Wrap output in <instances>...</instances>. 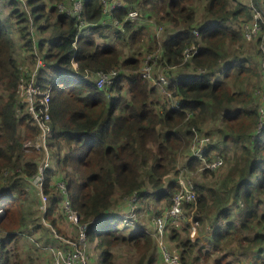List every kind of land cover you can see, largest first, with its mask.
I'll return each instance as SVG.
<instances>
[{
  "label": "trees",
  "instance_id": "1",
  "mask_svg": "<svg viewBox=\"0 0 264 264\" xmlns=\"http://www.w3.org/2000/svg\"><path fill=\"white\" fill-rule=\"evenodd\" d=\"M104 1L107 7L120 3L104 16L103 0H81L83 29L100 27L102 18L117 21L112 31L115 40L139 44L136 54L124 56L115 46H100L82 30L78 32L75 15L58 12L57 7L61 3L71 9L72 0H25L31 22L24 1L0 0L4 6L0 8V205L4 211L0 264H35L28 247L22 248L26 256L8 248L11 243L18 248L16 239L35 236V241L57 242L41 222L39 196L29 184L41 153L22 152L23 139L17 130L23 125L33 134L38 132L15 94L18 63L29 75L38 59L36 83L41 89L50 86L51 145L56 148V160L44 174L43 184L48 196L43 218L51 227L56 225L50 217L56 205L61 210L64 206L57 188L62 181L80 224H90L87 241L96 240L101 264H117L116 246L132 252L134 264H158V246L151 237L143 231L122 232L116 214L102 216L112 209L116 192L125 196L137 192L145 202L153 197L152 207L163 201L161 214L171 204L175 179L168 178L166 190L160 192L156 185L161 179L150 178L177 174L175 156L183 152L185 175L196 173L192 178L196 216L204 229L199 231L208 233L209 240L207 245L191 243L184 222L180 229L167 227V240L173 242L182 264H242L248 256L256 257L252 264H264V129H257L261 104L257 90H264V82L243 35V25L253 19V8L246 0ZM144 3L154 7L147 18L152 28L167 31L158 48L152 42L154 34L143 42L145 25L134 21L139 16L145 19L143 12L137 11L132 19L127 16ZM13 39L23 55H14L18 44ZM190 46L197 52L184 59L183 52ZM152 51L159 53L155 70H165L172 79L178 76L170 98L178 102L176 109L173 100L155 96V88L140 75L141 57ZM99 70L117 72L108 90L94 85ZM76 72L79 78L69 76ZM192 126L196 135L210 137L206 157L213 158L214 151L221 156L222 165L216 170L197 171L201 163L191 158L189 150ZM227 146L230 150L222 151ZM141 168L149 169V176ZM213 178L216 182L210 184Z\"/></svg>",
  "mask_w": 264,
  "mask_h": 264
},
{
  "label": "built area",
  "instance_id": "2",
  "mask_svg": "<svg viewBox=\"0 0 264 264\" xmlns=\"http://www.w3.org/2000/svg\"><path fill=\"white\" fill-rule=\"evenodd\" d=\"M105 4L102 12L104 16H108L110 13V8L115 5H110L107 7ZM58 12H65L67 15H75L76 22L78 23V32H81L85 27L84 21L81 17L82 3L81 0H72L71 9H65L63 4H58ZM253 8V19L249 24L243 25V35L245 40L255 37L260 29V20L261 14L252 4ZM137 15V12L131 11L127 13L129 18H133ZM115 25H118L117 21H114ZM160 27L157 28V30ZM197 52V48L194 46L188 47L186 51L183 52L184 59H187L189 56ZM158 51H152L147 53L141 60L139 71L141 77L146 80L150 86H153L155 89H158L160 95L166 99L172 97L171 87L173 88V82L170 77H167L165 70H157L158 72H152L151 68L155 71V60L158 58ZM41 65L40 60L36 62V67L31 71L29 75L23 73V69H18L17 79L15 90L21 96L22 101L25 103L27 112L29 113L31 120L34 123L38 131L36 138L32 139V143H27L25 148H33L44 152V157L41 163L38 166V171L33 175L31 182L38 189L40 196V209L45 211V206L47 202V196L42 192V186L44 183V171L49 168V159L46 149V139L50 133V89H41L40 86L36 84V75L37 68ZM74 68L77 67L75 62H72ZM172 68V67H170ZM117 72L111 70L109 72L105 71H96L94 74V84L97 89H106L113 84L114 78ZM73 76V75H72ZM261 78L264 82V58L262 60V71ZM259 90L257 94L259 95ZM260 97V95H259ZM174 103L178 104L173 98ZM261 106L259 107L258 113H260L257 129L258 132L264 129V94L261 97ZM191 130L194 132L190 139L189 150L191 151L190 155L192 158L197 159L202 164V169H207L209 171H214L222 165V158L219 154L215 153L213 158L208 159L207 154V145L210 141V137L201 134L196 135V130L194 126L191 127ZM186 171L183 168H180L177 176L174 177L176 183V191L172 195L170 201V206L163 210L160 215L156 216L152 220V229L143 231L147 234H152L155 237L165 233L167 225L169 226H178V224L183 220L189 228V241L192 243L199 242L202 245H207L208 242V233L206 235L199 231V221L196 216V201L197 193L195 190V185L193 182V177L190 174L185 175ZM153 180H159L157 188L163 190L165 188L164 178H155ZM154 183V182H153ZM59 188L64 193V211L66 213L68 222L73 224L77 228L76 236L74 239H69L66 237H58V241L61 246L56 248H51L53 253V258L51 264H88V255H87V229L90 224L88 223H79V217L75 211H73L69 205L68 200L66 199V194L62 182L58 183ZM139 198L138 193L135 192L131 196H127V213L122 217L123 225L126 227L137 228L136 224V214L138 209L137 199ZM137 204V206H136ZM189 205V206H188ZM3 214V208L0 206V217ZM92 222V221H91ZM162 257L165 262L168 264H182V259L179 253L170 254L167 247L161 242H158ZM158 246V245H157ZM0 248H1V239H0ZM50 250V248L45 247V250Z\"/></svg>",
  "mask_w": 264,
  "mask_h": 264
},
{
  "label": "rangeland",
  "instance_id": "3",
  "mask_svg": "<svg viewBox=\"0 0 264 264\" xmlns=\"http://www.w3.org/2000/svg\"><path fill=\"white\" fill-rule=\"evenodd\" d=\"M23 1H25V0H23ZM197 1L201 2V0H197ZM246 1H247V3H249L250 7H251V4H253L252 2L255 1V3L257 4V9L260 11V14L262 16L261 20H260V24L261 25H260L259 32L254 37L256 39L259 38L258 43L254 44L255 43L254 40H256L254 38H250V39L245 40L246 46L251 50L252 54H254L253 57H255V60H257L259 62L258 63V65H259L258 66V70L261 72L262 71V60L264 58V0H246ZM152 6L153 5H151L150 3H144V4H142L141 7H138V9H137L138 12H139V10L141 11V13L143 12L144 18H145V20H149V24H152V21L150 19H147L148 16H149L148 14H153L154 7H152ZM3 7H4L3 3L0 2V8H3ZM147 8H149V9H147ZM154 18H155V15H154ZM12 24H14L13 21H12ZM145 28L147 29V26H145ZM164 30H165V27H163V28L161 27L158 30H156V32H154V30H152V31L150 30L149 33L143 32V34H144L143 42L145 43L146 36H148L149 34L150 35L154 34L152 42L155 45V48H158L160 46V44H161V39H162ZM85 31H87V29H84L83 32L86 33ZM166 32L167 31L165 30V33ZM11 37H13V35ZM112 45L115 46L120 51V53L122 55H124V56H131L133 54H136L137 51L140 50V45L139 44L130 43V42L126 41V40L124 42H118V40L114 41L112 43ZM155 48H153V49H155ZM18 50H20L19 52L23 53V50H22L21 47H19ZM256 54H257V58H256ZM141 58H143V57H141ZM22 67L25 69L24 66H22ZM151 71L155 72V73L158 72L157 70L154 71L152 68H151ZM246 90L251 91L249 88H246ZM15 94H16L17 98L19 99V101L25 107V103L22 101V98L17 93V91L15 92ZM263 94H264V90L263 89L259 90L260 101H261V97H262ZM154 95L157 96V97L161 96L159 91H158V89H155ZM17 103H19L18 100H17ZM174 105H175L174 109H176L178 104L175 103ZM258 110H259V108H258ZM259 116H260V113L257 114V121L259 119ZM17 130H18L19 136L23 139L22 152L27 153V154L35 152L36 154L40 155V151L39 150H36V149H33V148H25L24 147V146L27 145V143H32L33 142L32 139L37 137L38 132H36V134H33L32 131H27L23 125L17 127ZM203 130H205V129H203ZM259 134L261 135V133H259ZM49 135L50 134H48V138H47V150H48L49 156L51 157L52 153H53V155L56 153V148L53 145H51V143H49L50 142ZM213 140H215V139L213 138ZM216 149H218V147H216ZM229 150H230L229 146H227L226 148L222 147V151H229ZM214 152L216 153V151H214ZM30 157H32V156H30ZM40 157H41V155H40ZM39 160H40V158H39ZM52 160L53 159H51V161L49 163V168H50V165L52 164ZM55 160H56V157H55ZM54 162H53V164H54ZM141 171H143L145 175L149 176V174H150V171H148V173H147L145 168H141ZM169 176L170 177H176L177 175L176 174L175 175L171 174ZM150 179L153 181L152 178H150ZM212 180L214 182H216L215 178L208 180V182L211 184ZM29 184L31 186V189L33 188V194L38 197V193H37L36 190H34L35 188L32 185V182H29ZM63 187H64V190L66 191V187L64 185H63ZM51 193L52 192L50 190L49 195ZM126 200H127V196L122 195L119 192L114 193L112 204H113V208H115V212L116 213H120L123 216L127 213V209L125 210V207L122 208V209L120 208V204H121L120 202H123V201H126ZM141 200L142 199H140V198L137 199L138 209H137V214H136V221L141 223V224H144L146 226H151L153 218L158 216V213L164 208V207L161 206L163 201H159V203L157 205H158V207H160V206L161 207L158 208V207H152L151 206V204L155 203V199L153 197L150 198V200L148 199L146 202L144 200H142V202H141ZM137 204H136V206H137ZM0 206L2 207L3 205H0ZM50 217L55 219V223H56L55 227H52V229H53L52 232L53 233L55 232L56 235L66 237V238H69L71 240L74 239V236H75L74 234L76 232V229L68 222L67 219H65V216L63 215V212H62L60 206L56 205V207H55V209H54V211H53V213H52V215ZM46 221L49 222L48 220H46ZM183 222L184 221L182 220L181 223L179 224L180 226L178 225L177 229H180V228H182V226L183 227L185 226V224ZM118 226L122 227L123 226V222L119 221ZM167 227L170 228L169 225H167ZM55 229L58 231V233L55 231ZM168 232H169V229H167L165 231V233H162L158 237L156 236L158 250H159V253H160L159 254L157 249H156V253H158V256H157L158 264H168L167 262L164 261V259L162 257L161 248H160V246L158 244L159 241H161L167 247V249H168L170 254H176L175 251H177V249H175L172 246L173 242H171L170 240H167V233ZM164 234H165V236H164ZM33 238H36V237L33 236ZM16 240H17L16 241V246H20L21 247L22 245L24 246V244H25V246L29 248V250H30L29 253L31 255L35 256L34 257L35 258V264H47V258L45 257V255H43L44 251L43 252H39V249L36 246V244L33 247L32 244H34V243H32L30 239L24 237V238H20V239H16ZM88 242L89 241H87V247H86L87 249L86 250H87V252L89 254L90 260L95 262L96 259H95L93 254L96 251V247H95L96 240L94 239L92 242H89V243ZM8 248L12 249L13 252H18V248H14L12 243L10 245H8ZM113 252L115 254V258H116V263L117 264H134V262H135L134 254L132 252H130V251L124 250V247L116 246V250H114ZM21 256H26V255L21 253ZM255 259H256V257L253 258V257L248 256V257H245V258L241 259L240 262L242 264H252L255 261ZM26 260L29 261L28 259H26ZM102 261L103 260L101 258V263H102ZM101 263H99V264H101Z\"/></svg>",
  "mask_w": 264,
  "mask_h": 264
},
{
  "label": "crops",
  "instance_id": "4",
  "mask_svg": "<svg viewBox=\"0 0 264 264\" xmlns=\"http://www.w3.org/2000/svg\"><path fill=\"white\" fill-rule=\"evenodd\" d=\"M23 1V0H22ZM115 2V1H114ZM115 5V3H112L111 5ZM23 6H24V10H25V13H26V15H28V19H29V21L31 22V10H30V7L29 6H27L26 4H25V1H24V4H23ZM131 11H135V12H137V10L136 9H130L128 12H131ZM110 14V13H109ZM137 16H138V13H137ZM137 16H135V17H137ZM135 17H133V18H135ZM132 19V18H131ZM134 21H136L137 23H143L145 26H147V29L145 28V26H144V30H145V32H147V33H149V31L151 30H154V32H156V29H155V27L153 26V28H152V25L151 24H149V20L148 21H146L145 19H142V17L140 18V16L137 18V19H135ZM100 24H101V26L99 27V26H97V27H93V28H91L90 30H87V31H85L86 33L84 34V35H87L88 37H90L91 39H93L95 42H97L100 46H108V45H112V43L114 42V41H117V40H115V35L113 34V29H114V24H113V22L111 21H109L107 18H102L101 20H100ZM109 24V25H108ZM111 25V26H110ZM151 26V27H150ZM108 27V28H107ZM84 31V29L82 30V32ZM149 36H150V34H149ZM12 38H14V37H12ZM14 40V39H13ZM15 44H18V47H15L16 48V51H15V53H14V55L15 54H17L20 50H18L19 49V47H20V44L17 42V40H14L13 41ZM118 42H124V41H122L121 39H118ZM15 46H17V45H15ZM21 55H23V53H21ZM16 58L18 59L19 57L18 56H16ZM257 58V57H256ZM37 62V61H36ZM72 62H75V61H72ZM76 63V62H75ZM23 64V63H22ZM18 65L20 66V69H24L23 67H22V65H20V63H18ZM77 65V64H76ZM35 67H36V63H35V65H34V68L33 69H35ZM17 69H19L18 67H16ZM72 68L74 69V70H77V67L76 68H74L73 66H72ZM24 70H26V69H24ZM73 75V76H72ZM69 76H71V77H73V78H79L81 75L78 73V72H76L75 73V75L73 74V73H70L69 74ZM178 77V76H177ZM177 77H175V78H177ZM174 78V79H175ZM170 79L172 80V82H175L174 81V79H172L171 78V76H170ZM35 81H36V79H35ZM37 84V83H36ZM38 85V84H37ZM95 85V84H94ZM39 86V85H38ZM47 88H49L50 89V86L49 87H46L45 89H47ZM97 89V88H96ZM98 90H105V89H98ZM107 90H108V88H107ZM125 95H126V93H124ZM50 125V124H49ZM50 128H51V125H50ZM50 135H49V137H50V142L49 143H51V130H50V133H49ZM48 138V137H47ZM46 149H47V139H46ZM40 151V150H39ZM40 153H41V161H42V159H43V157H44V152L43 151H40ZM47 154H48V150H47ZM55 155H56V153L53 155V153L51 154V157L49 156V154H48V159H49V163H50V161H51V159H53L52 160V164L50 165V168L49 169H47V170H45L44 171V174L48 171V170H50L51 169V167H52V165H53V162L55 161ZM189 156V155H188ZM176 157V160H177V164H176V167L175 168H178V170L180 169V168H183V167H187L185 164L186 163H184L183 162V160L186 162V159H183V152H178V154L175 156ZM194 161H198V160H196V159H194V158H192ZM41 161H40V163H41ZM39 163V164H40ZM39 166V165H38ZM201 166H202V164H201ZM201 166L200 167H198L197 168V171L198 172H201L202 171V168H201ZM146 170H148L149 171V169H147V168H145ZM37 171H38V167H37ZM37 173V172H36ZM35 173V174H36ZM171 174H176V173H169V174H166V175H163V178H164V180H165V188L163 189V190H161V189H158V191H160V192H163V191H165L166 190V188H167V179L168 178H173L174 179V177H170L169 175H171ZM196 173L195 172H191V175H192V177H194V175H195ZM31 182V181H30ZM59 182H62V181H59ZM59 182H57V188H58V190L61 192V194H62V199H63V203L65 202V198H64V193L61 191V189L59 188V186H58V183ZM44 184V183H43ZM62 184L64 185V183L62 182ZM33 185V184H32ZM34 186V185H33ZM65 186V185H64ZM34 188H35V190L37 191V193H38V196H39V192H38V189L34 186ZM65 191V190H64ZM42 192H43V186H42ZM36 193V194H37ZM44 194V193H43ZM65 194H66V191H65ZM46 195V194H45ZM47 196V195H46ZM66 199H67V194H66ZM39 201H40V196H39ZM47 202H48V196H47ZM47 202H46V204H47ZM124 202V203H123ZM122 202V204H120V208L122 209V208H124L125 207V210L127 209V201H123ZM39 208H40V206H39ZM45 209H46V206H45ZM45 211H42L41 210V222H42V224L43 225H45L46 227H48V228H50L51 229V231H53V229H52V227H51V225L49 224V222H47L44 218H43V213H44ZM62 212H63V215L65 216L66 215V213H65V211H64V206H63V208H62ZM120 212V211H119ZM117 215L119 218H120V221H122V216L123 215H121L120 213H116L115 212V208H113L112 207V209L108 212V213H106L105 215H103L102 216V218L103 217H108V216H110V215ZM65 219H67V216H66V218ZM68 220V219H67ZM93 221H95V220H93ZM92 221V222H93ZM217 223V222H216ZM136 224H137V228H132V227H126V226H122V227H120V226H117V228H121L120 230L123 232V230L126 232V233H128L129 231L130 232H134V231H143V229L144 230H151L152 229V225L151 226H146V225H144V224H141V223H139V222H136ZM212 224V222H210L208 225H211ZM75 229H76V232H77V228H76V226L75 225H73V224H71ZM207 225V226H208ZM207 226H206V228H207ZM199 229H201V230H204V229H202V227H200ZM76 232H75V236H76ZM124 232V233H125ZM144 232V231H143ZM145 233V232H144ZM145 235H147V236H149V237H151L153 240H154V242H155V244H156V246H157V239H156V237L154 236V235H152V234H147V233H145ZM74 236V237H75ZM164 236H165V234H164ZM54 237H56V239H57V242H56V245H55V243L54 244H52L51 242H46V241H44L43 239L41 240V242H39V241H35L31 236H27V237H25V238H28V239H30L31 240V242H33V243H35L36 244V246L38 247V249H39V252H43V255H45V257L47 258V264L49 263V264H51V261H52V258H53V253H52V251H51V248H56V247H60L61 246V244H60V242L58 241V237H63V236H59V235H56L55 234V232H54ZM30 242V243H31ZM192 243V242H191ZM24 247H26L25 246V244H24ZM45 247H47V248H50V250L48 249V250H45ZM96 247V246H95ZM23 245L20 247V246H18V252L21 254L22 252H23ZM99 249H97L96 248V251L94 252V257H95V259L98 261V264L99 263H101V259H99L100 258V255H99ZM50 257H49V256ZM87 255H88V264H97V263H95V262H93L92 260H90V258H89V254H88V252H87ZM103 260V259H102Z\"/></svg>",
  "mask_w": 264,
  "mask_h": 264
},
{
  "label": "clouds",
  "instance_id": "5",
  "mask_svg": "<svg viewBox=\"0 0 264 264\" xmlns=\"http://www.w3.org/2000/svg\"><path fill=\"white\" fill-rule=\"evenodd\" d=\"M192 158V157H191ZM195 159V158H194ZM197 160V159H196ZM3 208V207H2ZM3 213H4V211H3ZM77 214V213H76ZM2 216V215H1ZM79 217V216H78ZM1 218V217H0Z\"/></svg>",
  "mask_w": 264,
  "mask_h": 264
}]
</instances>
